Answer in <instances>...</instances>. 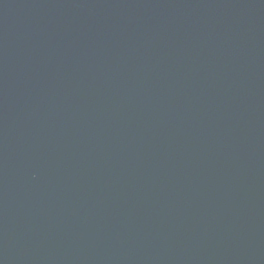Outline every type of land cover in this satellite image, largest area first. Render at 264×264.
<instances>
[{"label":"water","instance_id":"1","mask_svg":"<svg viewBox=\"0 0 264 264\" xmlns=\"http://www.w3.org/2000/svg\"><path fill=\"white\" fill-rule=\"evenodd\" d=\"M0 264H264V0H0Z\"/></svg>","mask_w":264,"mask_h":264}]
</instances>
